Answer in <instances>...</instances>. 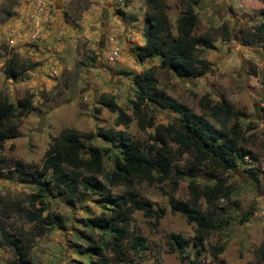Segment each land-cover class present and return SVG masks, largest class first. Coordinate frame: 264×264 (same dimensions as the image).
<instances>
[{
    "label": "rangeland",
    "instance_id": "obj_1",
    "mask_svg": "<svg viewBox=\"0 0 264 264\" xmlns=\"http://www.w3.org/2000/svg\"><path fill=\"white\" fill-rule=\"evenodd\" d=\"M195 0H167L171 27L186 3ZM193 4L199 14L197 33L216 30V41L210 48H200L201 57L210 67L201 76H179L171 70H159V87L196 112L202 113L200 99L209 96L215 102H231L242 113L241 123L246 134L253 135L250 154L235 170L227 174L233 190L230 201L221 200L225 226L214 231L195 256L190 246L181 254L171 252L170 238L181 234L193 239L196 225L172 212L169 197L172 182L161 188L138 184L140 196L150 200L155 209L164 207L166 215L155 227L142 212L133 215V229L146 238V249L139 255L130 252L117 264H212L211 245L223 244L220 264H254L259 260V248L264 244V39L255 36L261 22L262 0H198ZM147 0H0V92L12 102L27 93L33 94L34 110L19 127L17 138L8 140L0 150V199L22 200L23 207L5 216L0 206V264H11L12 251L2 241L1 233L17 237L20 232L36 234L39 225L28 223L24 213L32 211L27 198L37 190L23 181L27 173L14 171L17 162L42 166L53 138L67 127L81 132H97L114 128L128 133L146 147L156 146L150 136L156 126L142 131L134 120L129 125L115 127L118 113L111 112L104 101L115 100L119 109L131 113L134 99L133 78L159 59L140 62L138 46L148 35ZM230 29L227 40L221 29ZM11 59L36 64L19 77L8 78L5 67ZM156 125L167 124L180 117L174 109L152 105ZM95 144L105 149L101 138ZM177 148V146H175ZM114 153V152H112ZM113 157L104 158V170L113 169ZM188 156L183 155L179 168L187 172ZM13 170V172H12ZM209 171L198 172L204 182ZM174 196L189 198V178L180 179ZM122 193V186L113 187ZM97 195L82 193L77 199L48 197L46 213L54 222L51 231L36 235L32 251L33 264H94L98 257L87 251L85 235L91 231L84 221L99 215ZM205 205V204H204ZM251 213L247 222L244 215ZM48 226V225H47ZM95 234L98 235V232Z\"/></svg>",
    "mask_w": 264,
    "mask_h": 264
},
{
    "label": "trees",
    "instance_id": "obj_2",
    "mask_svg": "<svg viewBox=\"0 0 264 264\" xmlns=\"http://www.w3.org/2000/svg\"><path fill=\"white\" fill-rule=\"evenodd\" d=\"M147 4L148 35L145 44L137 47L136 57L140 62L159 59V65L134 76L131 113L119 109L115 100L104 101L103 105L118 113L115 127L129 125L134 120L142 131L156 126L157 133L150 136L156 146L141 145L128 133L114 128L81 132L67 127L53 138L40 168L18 161L14 171L26 172L23 181L32 183L37 190L27 198L32 211L25 212L24 218L40 227L33 235L20 232L17 237H9L5 231L1 233L2 241L13 253L11 264H33L36 235L51 231L54 225L46 216L51 194L70 200L79 198L82 193L97 195L101 211L98 216L84 221V226L91 231L85 235L87 251L98 257L94 264L121 263L130 252L139 255L146 249V238L133 229L134 213L142 212L156 227L167 209H155L150 200L140 196L137 185L144 182L161 188L171 181V189L165 195L169 197L172 212L183 214L188 223L196 225L193 239L181 234L170 238V251L180 253L183 261L187 259L183 256L186 248L193 246L197 257L212 233L225 226L220 201H230L233 195L227 174L251 153L249 148L254 143V134H246L241 123L242 113L225 99L215 102L209 96H203L199 101L202 113H198L159 87L157 76L161 69L171 70L179 76L203 75L210 64L201 57L200 48H210L217 35L215 29L197 33L199 14L190 1L184 5L176 22L175 33L167 0H147ZM261 14L262 20L254 31L256 37L264 39V7ZM221 33L227 40L232 38L227 27L221 29ZM35 66L31 62L11 59L5 73L8 78L19 77ZM33 98V94L27 93L15 103L0 92V150L5 148L8 140L18 137L23 119L35 108ZM155 104L174 109L180 117L156 125L154 114L149 113V108L153 110ZM97 138H101L108 148L96 145ZM183 155L189 157L187 172L179 168ZM105 157H113V169L103 180L99 176L104 170ZM203 168L209 173L204 182H199L198 172ZM187 177L190 196L186 200L178 199L174 196L178 190L177 181ZM115 186H122L123 192L115 193ZM0 206L5 216L11 218L10 212L21 209L23 201L0 199ZM251 213L242 216L241 223L247 222ZM225 250L223 244L210 246L212 264H220V255ZM190 264L198 263L191 260ZM254 264H264V244L259 248V260Z\"/></svg>",
    "mask_w": 264,
    "mask_h": 264
}]
</instances>
